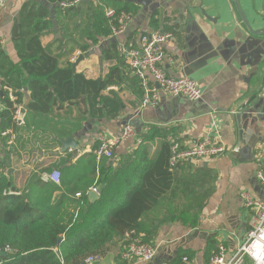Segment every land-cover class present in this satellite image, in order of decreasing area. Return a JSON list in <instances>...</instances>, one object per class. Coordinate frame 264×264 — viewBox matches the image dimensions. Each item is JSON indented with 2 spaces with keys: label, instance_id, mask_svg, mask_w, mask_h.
Masks as SVG:
<instances>
[{
  "label": "trees",
  "instance_id": "1",
  "mask_svg": "<svg viewBox=\"0 0 264 264\" xmlns=\"http://www.w3.org/2000/svg\"><path fill=\"white\" fill-rule=\"evenodd\" d=\"M46 1L60 13L64 41L60 55L77 49L87 58L98 48L101 64L110 68L105 76L94 79L86 72H74V63L61 66L59 57L43 42L55 24L49 9L25 5L30 11L13 37L19 63L7 59L0 49L1 86L11 91H4L1 98L5 109L0 114V248L13 250L7 256L0 255V264H80L90 256L104 258L118 242L122 252L116 260L127 264L121 260L127 233L144 234V242L154 243L165 223L195 228L212 194L213 178L209 173L179 176V167L170 166L171 130L149 126L145 133L138 131V148L116 166L113 158L97 162L93 150L74 164L73 154H67L58 166L60 186L44 184L36 176L26 192L18 194L15 175L10 174L11 148L16 152L19 145L22 149L30 146L55 151L62 140L81 133L83 122L118 119L124 103L113 88L126 81L135 85L140 101L144 96L142 80L130 70L121 43L111 38L105 14L108 8L135 16L137 5L126 0H90L83 5L88 8L85 14L78 7H58L69 0ZM168 21L163 22L164 31L177 33L179 26ZM154 23L159 24L157 20ZM104 40H108L106 45ZM26 89L30 101L24 105ZM21 111L20 124L16 117ZM156 142L159 148L152 156ZM94 187L99 192L96 201L89 195ZM183 257L180 254L169 264H182Z\"/></svg>",
  "mask_w": 264,
  "mask_h": 264
},
{
  "label": "crops",
  "instance_id": "2",
  "mask_svg": "<svg viewBox=\"0 0 264 264\" xmlns=\"http://www.w3.org/2000/svg\"><path fill=\"white\" fill-rule=\"evenodd\" d=\"M28 3L36 6V10L41 7L49 9L55 24L53 33L46 34L43 42L59 57L61 66L67 65L74 54L80 51L76 49L73 54L70 52L68 55H60L63 41L58 23L60 13L57 14L56 6L50 5L46 0H9L7 8L0 9L2 53L7 59L19 63L13 37L16 28H22L24 16L30 11L24 9ZM87 3L89 2L83 0L77 6L78 10H83L86 14L88 8L84 9L83 5ZM152 4L156 6L155 11L152 6L144 8L135 4L139 11L133 16L134 20L127 32L111 38L117 39L121 43V52L127 54L129 50L138 46L142 36L167 32L164 31L165 19L169 20L170 25L177 24L179 29L173 40L164 46L166 59L163 68L170 77L190 78L196 81L203 92L202 99L190 102L160 92L158 107L142 108L144 96L140 101L135 85L126 81L120 88H113L123 100L122 115L116 120L83 122L81 133L74 137L78 145L77 152L71 150L62 152V144L55 151L35 150L30 146L22 149L19 145L17 152L14 148L10 149L13 152L10 174L15 175V187L19 191L18 194H22L36 176H40L41 179L44 173L50 174L54 171L61 173L58 166L63 163L67 154H73L71 164L76 163L93 150L99 134L110 138L119 137L123 126L130 121L138 129L137 135L116 147L113 157L115 166L138 148L141 142L138 131L145 133L149 126L170 129V140L187 147L200 142L213 128L214 138L227 147V153L219 157L192 160L178 168L179 176L209 173L213 178L211 185L213 191L200 215L198 225L195 228L179 222L161 225L154 243H150L157 246L158 252L149 263H143L136 258H132L128 263L121 257L127 264H169L177 256L184 254L194 264H208L220 246L233 253L247 238L251 229V214L245 208L242 195L250 193L264 201V185L257 176L259 171L264 172V100L251 104L253 109L251 108L252 111L243 121L241 128L231 120L234 108L250 94L251 84L248 83V78L253 73L252 64L264 58V39L254 37L247 31L238 16L234 0H157ZM239 4L254 29L263 28L264 0H239ZM57 5L59 7V3ZM155 20L159 24H155ZM107 42L108 40H104L102 44L106 45ZM92 51L89 57L81 61L76 72H86L89 67H93L97 57L99 71L96 77L86 73L88 77L97 79L100 74L105 76L110 66L101 64L98 48ZM1 82L0 75V114L5 109L1 99L2 93L11 92L3 89ZM151 83L153 84V81ZM259 97L264 98V92ZM29 101L30 93L26 89L23 104L27 105ZM65 108L68 110L67 106ZM76 114L77 110L74 108L73 116ZM20 119H23V115L18 120ZM158 148L159 142H156L150 154L154 156ZM61 180L62 176L60 184H56L46 183L41 179L44 184L57 186L61 185ZM159 224L158 222L157 225ZM141 235L145 238L144 234ZM121 252V243L118 242L117 247L98 264H118L116 259L120 257Z\"/></svg>",
  "mask_w": 264,
  "mask_h": 264
},
{
  "label": "built area",
  "instance_id": "3",
  "mask_svg": "<svg viewBox=\"0 0 264 264\" xmlns=\"http://www.w3.org/2000/svg\"><path fill=\"white\" fill-rule=\"evenodd\" d=\"M9 0H0V9L7 8ZM83 0L62 1L59 6L66 10L71 7H77ZM106 17L110 20V29L113 37L125 34L132 24L134 17L125 12L118 13L114 9L105 10ZM174 34L170 32H155L144 35L140 38L138 46L127 52L128 64L130 70L142 80L144 89V98L142 108L147 106L158 107L161 94L163 92L174 98H184L190 102H197L202 99L203 92L197 82L190 78H175L167 75L163 68L166 59L164 46L170 43ZM80 54H76L71 60L75 63ZM150 77L153 84L150 81ZM11 99H13L11 95ZM22 117L18 112L17 119ZM21 124L23 119L18 120ZM214 129L207 132L205 137L194 146L187 147L183 144L170 140L171 157L170 166L175 169L192 160L219 157L227 153V147L218 139L214 138ZM137 129L134 123L127 122L119 137H106L99 134L96 140V147L92 153L97 162L104 158L112 159L116 147L122 143L136 137ZM140 142V141H139ZM1 173V170H0ZM258 180L264 185V172H258ZM43 182H52L60 184L61 173L54 171L44 173L41 177ZM91 193L99 194L96 187L91 189ZM81 195L78 194L77 197ZM242 199L245 208L250 211L251 229L248 232L246 240L233 253H229L224 246H220L218 251L211 257L208 264H264V201L254 197L250 193H244ZM126 249L122 253V259L128 263L132 258H136L143 263H149L157 255L158 248L154 244L144 242L142 235L127 233L124 237ZM259 245V248L257 247ZM13 250L9 246L0 248V255L7 256ZM259 252V254H257ZM101 256H90L80 264H98L103 261ZM182 264H194L188 257L182 258Z\"/></svg>",
  "mask_w": 264,
  "mask_h": 264
},
{
  "label": "water",
  "instance_id": "4",
  "mask_svg": "<svg viewBox=\"0 0 264 264\" xmlns=\"http://www.w3.org/2000/svg\"><path fill=\"white\" fill-rule=\"evenodd\" d=\"M132 3L138 4L143 6L144 8H149L152 6L153 11L156 10V6H153L152 3H154L157 0H128ZM84 2H90V0H84ZM235 8L238 13V16L244 25V27L247 29V31L254 37H257L259 39H264V26L261 29L255 30L250 21L246 18L244 13L242 12V9L239 4V0H234ZM151 8V7H150ZM159 7L157 6V9ZM263 53V52H261ZM86 58V56L81 55L79 59L73 64L72 69L74 72H76L77 67ZM253 65V73L248 78V83L251 84L249 96L247 95L245 98L242 99L239 106L234 108L233 114L231 116L232 122H236L238 127H242L243 121L247 118L251 110V104H256L257 101H262L264 98H260L259 95H261L264 92V58L256 61ZM98 83H101V80H97ZM253 109V108H252ZM23 111H21V115H23ZM138 130V129H137ZM241 134V133H240ZM62 152H66L68 150L77 152L78 151V145L76 144L74 137L68 138L67 140L61 141ZM90 199L93 201H96L98 199V195L94 193H90Z\"/></svg>",
  "mask_w": 264,
  "mask_h": 264
},
{
  "label": "rangeland",
  "instance_id": "5",
  "mask_svg": "<svg viewBox=\"0 0 264 264\" xmlns=\"http://www.w3.org/2000/svg\"><path fill=\"white\" fill-rule=\"evenodd\" d=\"M74 51H76V49H74L73 51H72V54H73V52ZM76 54L78 55V54H80V55H83L82 53H80V52H76L75 54H74V56H76ZM66 55H68V54H66ZM73 56V57H74ZM97 57L95 58V62H94V64H93V67H89L87 70H86V73L88 72V73H90L91 75H93V76H95L96 77V75L98 74V71H99V66H98V63H97ZM71 61V60H70ZM101 70V69H100ZM127 123V122H126Z\"/></svg>",
  "mask_w": 264,
  "mask_h": 264
},
{
  "label": "clouds",
  "instance_id": "6",
  "mask_svg": "<svg viewBox=\"0 0 264 264\" xmlns=\"http://www.w3.org/2000/svg\"><path fill=\"white\" fill-rule=\"evenodd\" d=\"M257 247L259 248V245H257ZM257 254H259V252Z\"/></svg>",
  "mask_w": 264,
  "mask_h": 264
}]
</instances>
